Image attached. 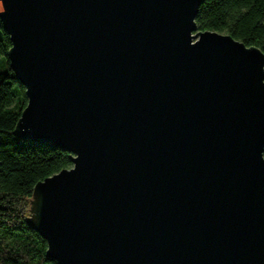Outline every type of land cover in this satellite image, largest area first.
<instances>
[{"label": "water", "instance_id": "water-1", "mask_svg": "<svg viewBox=\"0 0 264 264\" xmlns=\"http://www.w3.org/2000/svg\"><path fill=\"white\" fill-rule=\"evenodd\" d=\"M201 0H0L27 103L72 162L27 223L57 264H264V54Z\"/></svg>", "mask_w": 264, "mask_h": 264}, {"label": "trees", "instance_id": "trees-1", "mask_svg": "<svg viewBox=\"0 0 264 264\" xmlns=\"http://www.w3.org/2000/svg\"><path fill=\"white\" fill-rule=\"evenodd\" d=\"M195 22L199 30L227 33L264 54V0H201ZM10 47L0 20V264H57L27 217L34 185L72 162L60 147L13 133L27 97L10 67Z\"/></svg>", "mask_w": 264, "mask_h": 264}]
</instances>
